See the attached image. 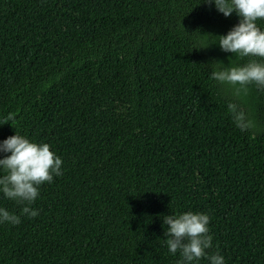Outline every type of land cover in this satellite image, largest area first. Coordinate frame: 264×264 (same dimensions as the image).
<instances>
[{"label": "trees", "instance_id": "16d2710c", "mask_svg": "<svg viewBox=\"0 0 264 264\" xmlns=\"http://www.w3.org/2000/svg\"><path fill=\"white\" fill-rule=\"evenodd\" d=\"M239 19L203 0H0V142L63 161L36 217L0 193L21 217L0 223V264H177L163 217L184 211L210 216L209 255L264 264V90L236 98L211 78L260 59L220 48Z\"/></svg>", "mask_w": 264, "mask_h": 264}, {"label": "clouds", "instance_id": "9594fccd", "mask_svg": "<svg viewBox=\"0 0 264 264\" xmlns=\"http://www.w3.org/2000/svg\"><path fill=\"white\" fill-rule=\"evenodd\" d=\"M214 3L217 11L225 17L233 12L240 18L226 35H219L218 44L225 52L248 59L242 65L224 66L215 62L211 78L220 85L231 86L233 95L241 98L249 93V86L255 85L264 90V30L256 21L264 19V0H203ZM200 47H207L201 45ZM199 47V48H200ZM228 112L235 126L242 132L255 128L253 119L236 103L227 105ZM14 119L12 113L4 123ZM3 124V123H2ZM48 143L31 142L24 136L14 134L0 142V152L10 153L0 158V193L9 200L22 205L21 214L34 218L39 213L30 205L39 195V186L52 183L53 176L63 175L62 159L50 150ZM18 225L20 215L0 207V223ZM210 216L201 212L184 211L179 214L164 215L163 223L167 225L165 243L169 253L177 252L180 259L177 264H195L201 258H207L210 264H225L220 253L209 255L205 250L212 247V236L209 234Z\"/></svg>", "mask_w": 264, "mask_h": 264}]
</instances>
